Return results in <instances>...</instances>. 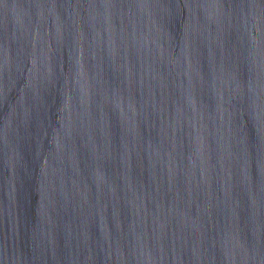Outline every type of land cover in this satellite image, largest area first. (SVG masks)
<instances>
[{"label":"water","instance_id":"1","mask_svg":"<svg viewBox=\"0 0 264 264\" xmlns=\"http://www.w3.org/2000/svg\"><path fill=\"white\" fill-rule=\"evenodd\" d=\"M0 264H264V79L139 158L0 222Z\"/></svg>","mask_w":264,"mask_h":264}]
</instances>
